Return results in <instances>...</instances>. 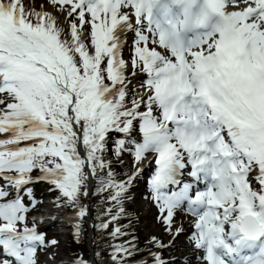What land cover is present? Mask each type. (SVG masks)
I'll use <instances>...</instances> for the list:
<instances>
[{"label": "snow or ice", "instance_id": "1", "mask_svg": "<svg viewBox=\"0 0 264 264\" xmlns=\"http://www.w3.org/2000/svg\"><path fill=\"white\" fill-rule=\"evenodd\" d=\"M0 181V264H264V0H0Z\"/></svg>", "mask_w": 264, "mask_h": 264}, {"label": "rangeland", "instance_id": "2", "mask_svg": "<svg viewBox=\"0 0 264 264\" xmlns=\"http://www.w3.org/2000/svg\"><path fill=\"white\" fill-rule=\"evenodd\" d=\"M139 198H140V200H142V198H141V196H139L138 195V193L136 192L135 193ZM50 201L51 200H45V201H43L42 203H43V208L47 211L49 208H51V203H50ZM146 208H147V206L146 205H142V206H140L139 207V210L142 212V217H145L144 218V223H143V225L141 226V228L144 230V231H147V232H149V233H152V232H154V230H155V222L153 221V222H149L148 221V219H147V217H148V213H147V211H146ZM51 229H52V231L54 232V231H56L57 230V227H52L51 226ZM48 232V231H47ZM49 234V233H48ZM187 234H185L184 235V242L186 243L187 242ZM176 255H180L179 253H176ZM181 264H182V258H181ZM193 264H195V260L193 259Z\"/></svg>", "mask_w": 264, "mask_h": 264}, {"label": "bare ground", "instance_id": "3", "mask_svg": "<svg viewBox=\"0 0 264 264\" xmlns=\"http://www.w3.org/2000/svg\"><path fill=\"white\" fill-rule=\"evenodd\" d=\"M53 227H57L54 223L52 224Z\"/></svg>", "mask_w": 264, "mask_h": 264}, {"label": "trees", "instance_id": "4", "mask_svg": "<svg viewBox=\"0 0 264 264\" xmlns=\"http://www.w3.org/2000/svg\"><path fill=\"white\" fill-rule=\"evenodd\" d=\"M142 234V233H141Z\"/></svg>", "mask_w": 264, "mask_h": 264}]
</instances>
